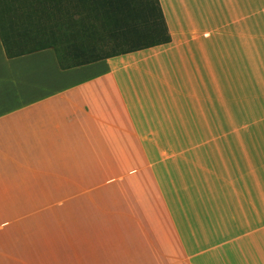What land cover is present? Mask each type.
Returning <instances> with one entry per match:
<instances>
[{"label":"crops","instance_id":"0c3cea01","mask_svg":"<svg viewBox=\"0 0 264 264\" xmlns=\"http://www.w3.org/2000/svg\"><path fill=\"white\" fill-rule=\"evenodd\" d=\"M158 2L168 43L82 66L0 41V207H83L103 264H264V0Z\"/></svg>","mask_w":264,"mask_h":264},{"label":"trees","instance_id":"16d2710c","mask_svg":"<svg viewBox=\"0 0 264 264\" xmlns=\"http://www.w3.org/2000/svg\"><path fill=\"white\" fill-rule=\"evenodd\" d=\"M141 4L143 15L131 0H15L13 17L0 9V41L9 58L52 49L61 69L168 43L158 0ZM103 22L112 25L104 52ZM57 33L68 38L62 48Z\"/></svg>","mask_w":264,"mask_h":264},{"label":"rangeland","instance_id":"374dc122","mask_svg":"<svg viewBox=\"0 0 264 264\" xmlns=\"http://www.w3.org/2000/svg\"><path fill=\"white\" fill-rule=\"evenodd\" d=\"M14 1L0 0V9L6 17L15 15ZM141 3L144 0H131L143 15ZM111 26L103 22V52L111 45L104 40ZM54 40L56 46L62 48L68 38L57 33ZM255 102H259V97L253 95ZM58 211L25 206L0 207V219H11L10 222H0V264H103V257L93 250L91 253L87 251L95 246L94 241L86 248L87 241L79 237L86 228H93L85 222L83 207ZM55 213L61 217L59 224L55 223ZM69 232L70 238H67L65 235Z\"/></svg>","mask_w":264,"mask_h":264}]
</instances>
